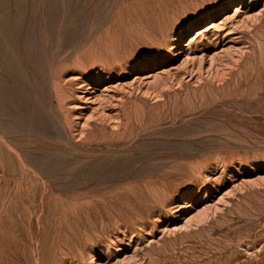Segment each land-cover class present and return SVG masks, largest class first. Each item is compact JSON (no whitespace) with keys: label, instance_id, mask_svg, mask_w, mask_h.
<instances>
[{"label":"rangeland","instance_id":"rangeland-1","mask_svg":"<svg viewBox=\"0 0 264 264\" xmlns=\"http://www.w3.org/2000/svg\"><path fill=\"white\" fill-rule=\"evenodd\" d=\"M120 1L119 7L123 6V1L128 3L127 10L123 9L121 20L109 31L107 27L111 18L98 31H94L99 26L95 22L98 16L94 0L45 1L42 10L47 14V22L39 19H35L33 24L31 22L26 27L29 38L26 35L28 39L25 41L29 54L26 69L38 79L43 98L56 102L61 92L63 109L59 114L60 119L66 123L64 125L70 139L81 143L91 141L96 131L120 130L131 108L132 112L140 107L146 114L160 115L170 111L173 100L190 97L194 100L193 111H196L191 123L192 134H169L165 132L167 128H162L157 137L154 135L150 138L152 143L149 142L156 144L155 148L160 153L158 157L170 148L169 145L178 147L184 140L190 141L193 147L209 149L191 158L197 166L193 173L170 176L164 186H158L154 201L128 208L124 204L118 206L123 216L117 218H111L106 207L100 203L102 197L95 187V183L98 184L95 179L100 178L99 183L103 184L102 177H99L101 169L62 165L63 171L67 172L65 174L71 171L74 174L84 168L87 184L92 185V190L95 188V191H88L94 202L84 208L85 214L75 208L76 214L67 218L57 216L46 220V232L35 229L31 241L35 260L28 264H225L228 259L234 261L232 264L246 263L262 251V244L253 245L232 234L227 236L224 223L237 218L236 213L240 210L264 215V156L255 154L260 152L258 150L243 149V144L237 145L240 149H226L227 146L210 147L203 142L207 141V137L217 136L216 133L225 137L235 133L244 135L242 127H235L233 122L249 126L244 116L254 108L264 110V104L252 107L248 103H232L216 108L208 104L200 106L199 102L226 88L239 76L252 55L258 53L259 40H264V0H220V7L213 9L209 6H216L217 1L216 4L210 2L198 8L188 5L187 0ZM40 3V0H21L20 8L16 9L37 12ZM178 3L188 8L182 6L176 13L173 9ZM236 6L240 7L239 11H235ZM0 12L7 25L8 39L5 41L11 48L19 50L24 40L21 39L22 33H18L21 30L14 20L16 10L10 0H0ZM225 14L231 18L224 20ZM182 16L187 17L183 19ZM168 17L173 21L179 17L175 21L180 24L176 29L173 25L168 45L166 43L159 47L155 37L158 27ZM212 21L221 27L212 28L206 36H199L189 48L188 38L195 36L197 30L205 28ZM103 33L107 34V40L102 49L104 64L101 67L90 51ZM5 41L0 39V65L3 69H6V64L14 63L11 50L4 47ZM113 54L116 62L112 59ZM80 56L82 64L77 65ZM47 67L51 70L49 81ZM3 69L0 71L3 72ZM156 70L165 71L157 75L156 80H146L147 74ZM15 72L14 81L11 82L17 84L18 66ZM11 82L5 83V88ZM51 83L54 84L52 87ZM1 99L6 108L14 102L17 108L29 110L31 104L29 98L28 103L25 101L26 106L19 97L11 99L9 95L0 94ZM23 116L16 110L17 119ZM148 123L149 119L142 124ZM31 141L34 143L36 139ZM41 144L46 146L44 144H49V141L43 140ZM147 148L142 145L139 150ZM160 168L158 180L161 179L162 183V175L167 169H162V165ZM119 188L114 190L118 191ZM54 196L62 197L63 202L70 206L68 194L59 192ZM67 206L63 208L67 209ZM6 236L10 237L6 244L12 246H4V253H0V264L12 261L15 252H19L11 241L12 234L8 232Z\"/></svg>","mask_w":264,"mask_h":264},{"label":"bare ground","instance_id":"bare-ground-1","mask_svg":"<svg viewBox=\"0 0 264 264\" xmlns=\"http://www.w3.org/2000/svg\"><path fill=\"white\" fill-rule=\"evenodd\" d=\"M45 1L40 0V8L37 12L30 11V9H26L23 12L16 9L17 7L20 8L21 0H10L16 10L14 20L19 30H21L18 33H22L21 39L24 40L21 42L19 50L11 48L10 44H7L5 41L8 39L7 25L5 24L2 12H0V39L5 41L6 46L4 47L10 49L14 57V63L6 64L4 62L6 69H3L0 65V70L3 69V72L0 71V94L9 95L11 99L19 97L23 100L22 104L24 106L28 103L27 98L31 100V104L29 103L31 109L29 108V110H24V107L23 109L17 108L14 102L6 108L3 100H0V253H4V246H12L6 244V240L10 238L8 236L5 237V234L8 232L12 234L11 241L15 244L13 246L19 250V252H15L16 254L12 257L13 260L10 259L12 261L6 262V264H28L29 261L33 262L35 260L32 250L33 244H31L32 233L36 231L35 229L37 231L39 230V232H46L47 228L44 226L46 220H52L51 217L57 216L67 218L71 214H76L75 212L77 210L75 208H79L85 214L84 208L94 201H92L93 198L88 193V191L90 192L92 190V185L90 184L91 186H89L87 184L89 182H86L88 179L86 177L87 172L84 171V168L95 167L102 170L99 177H102L103 184L100 185V178H94L99 184L97 186L95 183V187L100 192V197H102L100 203L106 207L107 213L111 218H117L122 215L120 214L121 209L119 210L120 212L118 211V206L124 204V207L128 208L133 207L135 204L140 205L143 202L154 201L158 195V186H164L167 182L165 180L170 179V176L173 178L180 174L188 175L193 173L197 166L191 158L197 155L200 156V154L207 152L209 149L208 147H193L190 141L184 140L178 147L177 145L173 146V144L171 146L169 145L170 148L164 151L162 150L164 153L161 154V157H158L160 153H158V148H155L156 144L151 145L149 142L152 136L155 135L157 137L159 134L158 131L162 128H167L165 132L168 131L169 134L179 132L185 135L192 134L193 128L191 127V123L196 111H193L194 100L190 97L183 100H173L170 105V111L165 113L162 110L163 114L160 115H156L155 113L150 114L149 112L146 114L144 113L145 110L140 107H136L137 109H134L132 112L131 108V112L126 115L127 118L125 117L126 120L120 130H111L102 133L96 131L89 142L75 143L72 141L64 125L66 123L62 122L59 115L63 109V95L60 92L57 100H55L56 102H53L54 100L52 101V99L45 100L37 83L38 79L36 80L26 69V64L29 63V54L27 52L28 44L25 43L29 38L26 27L31 22L33 24L35 19H39L44 23L47 22V19H45L47 14L42 10L45 7ZM216 1V6H209L213 9L218 6L220 7V3L218 5V1L220 0H187V4L189 3L193 8H198L204 7L210 2L216 4ZM94 2V7L97 9V13H94L98 16L95 22L99 25L96 29L94 28V31H98L111 18L112 21L108 25L109 27H107L109 31L112 26L121 20L123 9L128 7V3L124 1L123 6L121 5L122 7H119L120 0H103V2L102 0H94ZM182 6L181 3H178L172 9L177 13ZM183 7L188 8L187 5ZM239 10L240 7L236 6L235 11ZM172 13L173 11L170 12L171 15ZM224 16V20L231 18L229 14H225ZM174 19L178 21L179 17ZM175 20L173 21L170 18L164 19L165 22L163 21L161 26L158 27L155 40L159 47L166 43L168 45L173 25L176 29L177 24H180L179 22L176 23ZM171 21H173L172 25L170 24ZM158 22L161 23L160 21ZM217 26L220 25L212 21L205 28L197 30L195 36L188 38L189 42L187 46L192 48L194 41L199 36H206L207 32ZM105 33L99 36L92 46L94 48L90 51L93 59L100 66L104 64L102 49L105 46L104 41L107 40L105 39L107 37ZM259 47L258 53L251 54L252 58L250 62L241 69L242 71L239 76L232 80L221 92L214 93L213 97H208L207 99L200 98L202 99L200 102L198 101L200 106L204 107L208 104L209 107L220 108V106L225 104L248 103L253 107L256 104H264V40H259ZM21 52L26 53L27 56L25 57ZM115 54L112 57L113 61L115 60L114 62H116ZM186 56L189 58V54ZM80 59H82L81 56L77 59V65L82 64ZM17 66L20 69V72H18L19 80L17 84H14L11 81H14L16 73L15 67ZM165 70L149 72L145 78H147L146 80L151 78H153L152 80H156L160 73ZM50 71L47 67V80L51 77ZM13 73L14 75L11 77ZM156 76L157 78H155ZM54 79L55 77L52 79L55 82ZM9 82H11V85L5 88L4 84H8ZM52 85L54 84L51 83V87ZM210 96L212 95L210 94ZM248 104L247 106L249 107ZM249 108L251 109V107ZM260 109L263 108L251 109L252 111L244 116L248 119L249 123L247 124L249 126H241L239 125L240 123L233 122L235 127H242L243 131H245L244 135L234 132L235 134L226 135L227 138L225 135H218L216 133L217 136L213 137L210 135L211 137H207V141H204L203 144H207L210 147H213L211 145L227 146L228 148L226 149H240L237 148V145L243 144V149H255L260 151L255 154L264 156V110ZM16 110L24 116L17 119ZM147 115L149 117H146ZM145 118L149 119V123L144 125L147 127H144L142 124L146 122L147 119ZM223 125L225 126V124ZM31 139H36V141L33 143ZM40 139H43L44 142L49 141V144H44L46 146H43L41 144L43 140L41 141ZM142 145L148 148L143 151L139 150ZM62 165H67V167L78 165L84 168L82 171L79 170L80 172L74 174H72L73 171L65 174L67 172L63 171L64 168L62 169ZM160 165H162V169L165 167L167 169L162 175L164 180L162 183L161 179L158 180V168H160ZM112 166H116L117 168L113 169ZM200 167L198 166V168ZM70 169L72 170V168ZM123 183H125L124 186ZM119 185L122 186L119 188ZM117 188L119 190L115 191L114 189ZM59 192H64L70 196V206H67L63 202L62 197L58 198L54 196V193ZM64 206H67V209H64ZM240 211L236 213L237 218H232L230 221L227 220L224 223L225 232L227 236L232 234V236L237 237L239 240H247L248 243L253 245L262 244V251L259 249L261 252L258 254L255 253L256 256L250 258L246 263L241 264H264V215L262 213L255 212L253 214V212ZM23 261L25 262L23 263ZM233 262L232 259H228L225 264H232Z\"/></svg>","mask_w":264,"mask_h":264}]
</instances>
